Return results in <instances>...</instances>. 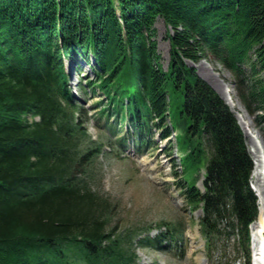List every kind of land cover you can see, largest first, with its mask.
I'll list each match as a JSON object with an SVG mask.
<instances>
[{"label":"trees","instance_id":"trees-1","mask_svg":"<svg viewBox=\"0 0 264 264\" xmlns=\"http://www.w3.org/2000/svg\"><path fill=\"white\" fill-rule=\"evenodd\" d=\"M158 17L172 30L165 69ZM210 57L264 123V0H0V264L133 259L106 230L110 209L92 185L103 140L91 138L84 102L95 93L89 107L117 149L128 137L151 149L154 130L176 131L181 193L202 210L206 250L224 235L229 264H250L251 160L233 113L187 63ZM81 58L91 69L82 101L65 68L68 59L83 73ZM200 169L203 191L185 177Z\"/></svg>","mask_w":264,"mask_h":264},{"label":"rangeland","instance_id":"rangeland-1","mask_svg":"<svg viewBox=\"0 0 264 264\" xmlns=\"http://www.w3.org/2000/svg\"><path fill=\"white\" fill-rule=\"evenodd\" d=\"M154 27L157 53L161 56L160 63L165 69L169 61V42L165 34L168 30L170 32L172 30L165 25L160 17L155 20ZM187 63L194 67L201 78L203 77L199 74L200 72L216 84L222 92L229 89L232 105L223 99L237 120L244 146L252 160L249 183L253 190L252 186L255 184L252 172L255 158L247 141L253 139L252 136L255 137L264 160V123H257L252 116L248 115L238 98L228 69L211 57L200 58L196 62L187 61ZM80 65L81 69L87 72L86 75L90 74L88 66L82 58ZM65 66L71 75L69 84L74 94L82 101L83 94L78 90L77 82H83L86 75L81 76L74 72L75 63L68 59L65 60ZM208 84L210 85L209 82ZM211 87L215 90L213 86ZM215 91L220 95L217 90ZM98 99L99 93H95L92 99L84 102V106L88 107L86 116H84V120L87 119L88 132L91 138L103 140V152L99 157L92 185L106 199L108 210L110 209L109 221L105 224L106 230L109 229L112 237L118 239L121 251L126 254L132 253V251L135 253L133 260L127 264H228L229 242L224 240V237L219 239L215 245L217 249H212L214 256L208 255L204 245V236L198 224L202 215L201 210L189 209L184 198L180 195L178 184L180 183L181 168L178 164V151L171 135V143H169L167 139L160 140L154 130L153 137L156 140L152 144L154 150H147L144 147L140 151L130 140L125 146L121 145L117 149L114 144L108 143L109 139L114 138V135L109 136L105 132L104 120H95L94 111L89 107L93 101ZM239 120L246 121L244 128L241 127ZM202 172V170L198 172L196 181V185L200 189L203 187ZM185 177L188 184H192L194 173L188 172ZM253 192L257 199V215L253 220L255 224V221L259 223L260 195L258 192L256 195L254 190ZM250 225L248 226L249 230ZM157 234H163L160 236L159 242H154V244L143 242L145 237L157 239ZM223 243L227 256L218 263L216 258ZM249 248L251 264H264V243H258L256 246L254 244L253 247L250 243Z\"/></svg>","mask_w":264,"mask_h":264},{"label":"bare ground","instance_id":"bare-ground-1","mask_svg":"<svg viewBox=\"0 0 264 264\" xmlns=\"http://www.w3.org/2000/svg\"><path fill=\"white\" fill-rule=\"evenodd\" d=\"M207 82L210 83L211 86H213L215 88V90H217L220 95L222 96V98L225 99V101L228 102V104L232 105V102L230 100V95H229V89L227 90H223L224 92H222V90L219 88H217L216 84H214L208 77H205L201 74V72L199 73ZM228 92V93H227ZM237 104L239 105V101H236ZM234 106V105H233ZM241 127L244 128L246 125V121L243 122L241 120H239ZM248 123V122H247ZM249 124V123H248ZM247 129V127H246ZM253 139H249L247 141V143L249 144L250 148H252V150H250L255 158V166L253 168V172L252 175L254 177V184H255V188L256 191L259 193L260 197H259V206H258V218H259V223H257L255 221L251 223L250 227H251V231H263L264 230V174H263V170H264V160L261 157L259 148H258V144H256V139L255 137L252 136ZM258 227H260L258 230ZM261 238V236H260ZM255 242V241H254ZM256 243V242H255Z\"/></svg>","mask_w":264,"mask_h":264}]
</instances>
